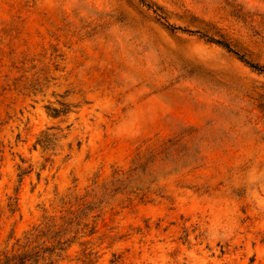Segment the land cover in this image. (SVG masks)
<instances>
[{
  "label": "rangeland",
  "instance_id": "obj_1",
  "mask_svg": "<svg viewBox=\"0 0 264 264\" xmlns=\"http://www.w3.org/2000/svg\"><path fill=\"white\" fill-rule=\"evenodd\" d=\"M264 0H0V256L264 264ZM140 163L142 190L111 187Z\"/></svg>",
  "mask_w": 264,
  "mask_h": 264
},
{
  "label": "trees",
  "instance_id": "obj_2",
  "mask_svg": "<svg viewBox=\"0 0 264 264\" xmlns=\"http://www.w3.org/2000/svg\"><path fill=\"white\" fill-rule=\"evenodd\" d=\"M252 69L264 73V69L262 67L250 64L246 62ZM140 163H135V166L132 170L127 173L115 172L113 180L111 181V187L117 186L114 191L119 190H131L134 193L135 190H142V188L138 186H132V184L138 181V171H139ZM25 254H12L5 255L2 259L0 256V264H26V261L30 260L32 255Z\"/></svg>",
  "mask_w": 264,
  "mask_h": 264
}]
</instances>
